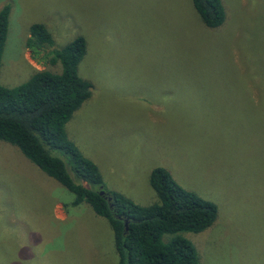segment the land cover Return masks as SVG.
Returning <instances> with one entry per match:
<instances>
[{"label":"rangeland","instance_id":"obj_1","mask_svg":"<svg viewBox=\"0 0 264 264\" xmlns=\"http://www.w3.org/2000/svg\"><path fill=\"white\" fill-rule=\"evenodd\" d=\"M221 2L209 28L190 0H0V85L59 71L23 47L31 23L55 49L82 36L90 95L64 131L106 191L151 204L161 166L216 207L209 227L180 233L198 264H264V0ZM72 197L0 140V264H116L108 222Z\"/></svg>","mask_w":264,"mask_h":264},{"label":"trees","instance_id":"obj_2","mask_svg":"<svg viewBox=\"0 0 264 264\" xmlns=\"http://www.w3.org/2000/svg\"><path fill=\"white\" fill-rule=\"evenodd\" d=\"M190 3L204 26L214 28L224 21L221 0ZM8 12L7 4L0 7V58ZM85 45L84 38L77 35L55 49L42 23L28 26L23 47L31 59L59 64V71L35 70L20 84L0 85V140L15 146L35 167L70 192L72 206L84 202L95 215L106 219L116 264H198L194 246L180 233H198L211 225L216 215L211 201L178 185L161 166L148 173V184L156 196L151 204L140 205L120 192L106 191L97 166L67 138L65 122L90 95V83L76 70ZM100 189L106 194L99 195ZM163 234L170 235L165 242Z\"/></svg>","mask_w":264,"mask_h":264},{"label":"water","instance_id":"obj_3","mask_svg":"<svg viewBox=\"0 0 264 264\" xmlns=\"http://www.w3.org/2000/svg\"><path fill=\"white\" fill-rule=\"evenodd\" d=\"M88 89H90V88H88ZM103 192H104V190L100 189L98 193H99V195H102ZM106 198L109 199L108 196H106ZM123 227H124V230H126V220L123 221Z\"/></svg>","mask_w":264,"mask_h":264},{"label":"flooded vegetation","instance_id":"obj_4","mask_svg":"<svg viewBox=\"0 0 264 264\" xmlns=\"http://www.w3.org/2000/svg\"><path fill=\"white\" fill-rule=\"evenodd\" d=\"M98 192H99V191H98ZM105 194H106V191H104L102 195H105Z\"/></svg>","mask_w":264,"mask_h":264}]
</instances>
